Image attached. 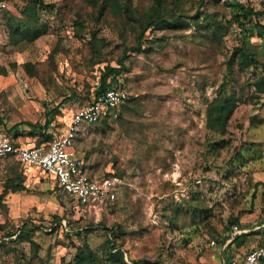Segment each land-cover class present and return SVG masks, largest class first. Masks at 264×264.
Masks as SVG:
<instances>
[{
    "label": "rangeland",
    "instance_id": "374dc122",
    "mask_svg": "<svg viewBox=\"0 0 264 264\" xmlns=\"http://www.w3.org/2000/svg\"><path fill=\"white\" fill-rule=\"evenodd\" d=\"M108 1L3 0L5 124L42 125L54 111L57 125L59 110L90 102L101 70L118 67L123 56L118 84L129 98L86 126L76 143V155L91 174L122 178L114 201L81 213L39 170L12 158L0 161V264H67L83 242L97 253V264H110L101 252L106 238L129 264H237L264 238L261 226L260 233L249 234L264 221V93L256 97L250 85L262 73L264 39L245 37L235 23L229 25L227 0H164L170 24L148 28L146 50L130 51L140 29L134 18L151 0H131L130 13L108 8ZM239 47L258 64H240V50L231 60ZM221 91L236 93L239 102L225 132L213 134L205 108ZM26 137L36 143L29 133L21 140ZM9 178H21L26 189L4 192ZM24 225L36 252L16 234L6 235ZM227 228L230 237L219 244ZM242 234L239 246L230 243Z\"/></svg>",
    "mask_w": 264,
    "mask_h": 264
},
{
    "label": "trees",
    "instance_id": "16d2710c",
    "mask_svg": "<svg viewBox=\"0 0 264 264\" xmlns=\"http://www.w3.org/2000/svg\"><path fill=\"white\" fill-rule=\"evenodd\" d=\"M131 2V0H109L107 6L108 8H111L112 10H125L127 13H130L131 10L128 9V3ZM164 0H151V6L144 11L139 18H134L136 23L139 25L140 29L137 32L136 36V42L135 45L131 48H129L130 51L138 50V51H145L146 48H143L144 43V34L145 31L150 27H161L165 25L166 23L170 24V17H166L163 9H164ZM107 3V2H106ZM227 6L230 9V19L228 20L229 25L234 24L236 25L239 33H242L245 37H251V39H264V0L260 4L259 7H251L249 5L241 4L235 0H227L226 1ZM106 7V6H105ZM26 8H32L31 6H27ZM28 14L33 12L32 9H29L26 11ZM175 25H182V22L179 21V18H174ZM18 24L13 28L12 33L15 34L18 30ZM11 33V37L13 34ZM15 39V38H14ZM14 41V40H13ZM16 41V40H15ZM15 41L13 43H15ZM240 50V51H239ZM241 52V55L239 56V63L244 64L245 66H256L258 64L257 60L253 57V54H250L247 49L244 47L235 48L231 57V60H233L235 54L237 52ZM124 57L119 58L117 60L118 67L114 66H105L99 75L98 78V88L95 89V94L93 99L88 102L87 104L91 103L96 96L110 88V87H117L119 84L118 77L125 69L124 66ZM262 73L260 76L254 78V80L250 83L256 91V97L259 96V94L264 93V66H262ZM129 96L124 100L127 101ZM123 102V103H124ZM239 100L237 99L236 93H230L227 94L225 91H221L220 95L217 96L216 99L213 101H210L207 103L205 108V120H206V126L208 130H210L213 134H223L226 129L227 121L229 117L232 114V111L234 107L237 105ZM122 103V104H123ZM120 104V105H122ZM116 108L112 109L111 111L115 110ZM110 111V112H111ZM109 112V113H110ZM107 113L105 116L109 115ZM47 122L43 126L39 127L40 129H44L47 126ZM32 129L35 128V125H29ZM42 137L47 138L48 136L46 134L41 135ZM214 146V142H211L210 147L212 148ZM238 154H241V152H238ZM5 158H12L14 162L21 165L19 161L15 159L12 155H7ZM116 174V173H114ZM107 175V174H106ZM118 175V174H116ZM16 178H19V175L17 174L15 176ZM4 184V192L7 190H10L11 192L16 191H23L25 190V186L23 184V180L20 178L19 180L9 178L6 180ZM57 189L60 191L59 186L56 183ZM62 193V192H61ZM64 194V193H63ZM231 223L234 226L238 223L237 218H234ZM263 222H260L258 225H260ZM60 226V224H57V226ZM58 226V227H59ZM61 227V226H60ZM264 227V226H263ZM262 227V229H264ZM56 226H52L51 229H55ZM119 226L117 224L111 226L110 233H113V237H115V233L119 231ZM63 231V230H62ZM86 231V230H85ZM31 230L26 226H22L18 228L17 230L13 232L6 233L7 236H13L16 234L15 239L19 242H28L32 249L36 252L38 249V246L36 245L35 241L31 238ZM67 236H71L73 233V230L64 231ZM261 229L260 227L257 229H253L249 232L251 233H260ZM230 230L228 228L225 230V232L220 236V239H218V243L222 244L224 243L229 237H230ZM247 234V235H249ZM74 235H79V233H75ZM245 237V234L234 236L233 239L230 241L231 244L236 243L237 246L240 244L236 241L239 239H243ZM101 252L105 255V259L110 264H129L127 257L123 255V251L117 248L116 244L114 243V240L111 238H106L104 244L101 246ZM99 257L97 253L92 250L85 242L82 244L76 246L75 249V255L73 260L69 261L67 264H97L99 262Z\"/></svg>",
    "mask_w": 264,
    "mask_h": 264
},
{
    "label": "built area",
    "instance_id": "2783aa9c",
    "mask_svg": "<svg viewBox=\"0 0 264 264\" xmlns=\"http://www.w3.org/2000/svg\"><path fill=\"white\" fill-rule=\"evenodd\" d=\"M235 1L251 7H259L263 2V0ZM4 8L5 4L0 0V12ZM127 97L128 93L121 85L100 92L91 103L73 111L65 131L48 144L15 145L8 134L0 128V159L12 155L22 165L40 169L56 181L60 191L70 197L81 213H87L101 203L114 201L124 185L122 178L114 173L102 177L91 174L83 160L73 154V148L80 130L98 122L101 117L122 104ZM62 226L68 231L65 223ZM233 228L236 233L237 228L235 226ZM237 264H264V238Z\"/></svg>",
    "mask_w": 264,
    "mask_h": 264
},
{
    "label": "crops",
    "instance_id": "0c3cea01",
    "mask_svg": "<svg viewBox=\"0 0 264 264\" xmlns=\"http://www.w3.org/2000/svg\"><path fill=\"white\" fill-rule=\"evenodd\" d=\"M257 8V6H256ZM86 104L82 105L81 107L85 106ZM81 107H77V108H73L70 106H63L60 110H59V115L58 117H60V122L57 123V125L55 124V112L52 111L50 113H54V114H50L47 116V118L45 119L44 123L42 125L40 124H36V123H32V122H19V124H5L6 121H2L0 118V128L5 131L8 136L10 137L11 141L13 144L15 145H29V146H38L40 144H48L51 142V140L57 136H59L60 134H62L65 131L66 125L68 124V121L70 119V116L72 114L73 111H75L78 108ZM61 113V114H60ZM45 122H47V127L46 128H42L39 130L40 126H43L45 124ZM4 124L6 125V127L4 126ZM35 125V128L32 129L29 125ZM57 127V128H56ZM86 128V127H85ZM85 128H83L82 130H80V132L77 134V138L74 144V148H73V154L76 155V143L78 141V139L80 137H82V135H84V130ZM54 129L56 130L54 132ZM27 133H29V135H33L34 140H36L35 142H31L27 139L25 141L21 140V137H23V135H26ZM46 134L48 137H42L41 135ZM80 158V157H79ZM4 160L3 158L0 159V161ZM22 167L24 168H32V169H37L39 170L43 175H45V177L51 179L54 181V183L56 184V181L52 178L47 176L44 172H42L40 169L36 168V167H32V166H24L21 164ZM263 223H261L260 225H257V227H255L254 229L259 228L260 226L263 227L264 226V221H261ZM264 228V227H263ZM246 231V230H245ZM250 231V230H249Z\"/></svg>",
    "mask_w": 264,
    "mask_h": 264
}]
</instances>
